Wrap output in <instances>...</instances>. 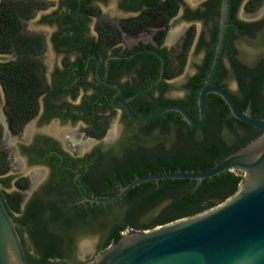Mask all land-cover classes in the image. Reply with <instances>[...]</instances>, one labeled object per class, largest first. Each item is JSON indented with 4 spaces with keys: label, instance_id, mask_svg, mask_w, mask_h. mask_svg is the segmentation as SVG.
Here are the masks:
<instances>
[{
    "label": "flooded vegetation",
    "instance_id": "af4514ba",
    "mask_svg": "<svg viewBox=\"0 0 264 264\" xmlns=\"http://www.w3.org/2000/svg\"><path fill=\"white\" fill-rule=\"evenodd\" d=\"M4 1H24L32 7L31 14L22 20L23 31L43 42L35 63L43 81L34 115L16 132L8 126L0 81V194L13 216L34 211L39 241L50 230L58 251L73 252L79 249L78 235L95 226L101 232L98 223L89 227L75 211V204L84 203L80 201L82 194L108 196L117 185L116 171L129 170L128 158L134 173L152 163L156 154L166 157L160 148L166 142L162 127L152 126L151 119L132 120L119 103L124 102L136 116L146 115L168 100L180 105L165 94L189 49L197 52L199 59L181 84L184 96L204 60L211 52L213 56L221 0H196L192 6L184 0L0 3ZM263 1L251 9L253 0H227L218 67L209 79L226 88L236 102L249 105L250 110V103L264 106V76L252 91L253 99L241 90L238 79L249 85L251 70L264 66V51L256 55L244 51L239 58L234 40L240 35L253 44H264V10L252 14ZM29 20L31 27L27 26ZM176 23L178 26L171 29ZM17 57L13 51L0 52V64L12 63ZM229 73L238 94L226 85ZM13 194L18 197L17 212L6 196ZM102 213L94 216L96 221L107 214ZM49 217L55 219L50 229L44 222ZM124 230L131 229L124 227L120 233ZM61 260L70 262L75 257L71 253Z\"/></svg>",
    "mask_w": 264,
    "mask_h": 264
},
{
    "label": "trees",
    "instance_id": "16d2710c",
    "mask_svg": "<svg viewBox=\"0 0 264 264\" xmlns=\"http://www.w3.org/2000/svg\"><path fill=\"white\" fill-rule=\"evenodd\" d=\"M261 1L253 0L249 8H254ZM31 12L32 7L24 1L0 3V52L13 51L18 55L14 62L0 64V81L5 93L4 111L8 126L15 132L20 130L25 122L34 115L37 108L36 99L42 91L41 69L37 71L35 63L38 60L37 53H41L43 50V42L41 39L39 40L24 32L22 24V20L28 17ZM211 60L212 52L204 60L199 69V74L193 77L188 93L183 98L177 99L179 104L195 119L197 118L196 98L198 90L203 84ZM217 67L218 62L212 77ZM170 76L171 74L166 77L169 78ZM262 76H264V66L260 65L251 70L249 85L245 86L238 79L241 90L252 98V91ZM205 100L207 120L200 127L189 126L180 114L173 110L166 111L151 119V125H160L165 134V141L168 142V146H160V148L166 157L161 158L159 154H156L152 163L144 165L145 168H140L134 173L131 169L132 161L128 158L126 164L129 166V170L126 172L116 171L117 185L116 188L111 189L112 191L108 196L116 194L119 186L126 184L134 176L177 168L196 170L210 167L215 161H220L257 135L252 126L229 116L227 106L218 95L208 93ZM170 103L174 102L171 100L163 102L159 106L152 107L147 113ZM236 104L242 110L246 107L245 103L236 102ZM250 106L252 115L264 117V106L260 108L252 103ZM241 177L240 174L231 170H224L200 181L171 178L158 179L157 181L149 180L134 186L114 203L101 204L86 201L75 204L74 209L80 217L87 220L89 227L96 223L100 225L102 246L106 247L120 237L121 229L124 227L132 230L151 228L217 205L236 190ZM6 196L13 211L17 212V194ZM2 199L4 201L3 195ZM4 204L7 208L5 201ZM116 204L124 205L119 213L111 217L104 216L96 221L94 216ZM9 213L12 215L11 212ZM33 216L34 211L30 209L18 217L12 215L20 236L22 237V233L25 232L34 245L36 256L25 252L26 259L30 263L43 264L50 261L53 264H66V261L61 259L71 257V252L56 249L53 231L47 230L45 236L41 237L44 240L39 241L34 230L35 220H33ZM44 222L46 225L48 224L50 229L49 225L55 222V219L49 217ZM106 229H108L107 233L105 232Z\"/></svg>",
    "mask_w": 264,
    "mask_h": 264
},
{
    "label": "water",
    "instance_id": "95a60500",
    "mask_svg": "<svg viewBox=\"0 0 264 264\" xmlns=\"http://www.w3.org/2000/svg\"><path fill=\"white\" fill-rule=\"evenodd\" d=\"M227 0H221L219 30L215 50L206 78L198 90L197 118L181 105H163L151 113L136 116L121 102L129 118L150 120L173 110L192 127L207 120L206 95H218L228 108L229 116L255 127L259 133L243 146L205 169L164 170L134 176L112 196L82 194L80 201L112 203L141 182L164 178L202 180L224 170L241 169L243 175L236 190L222 202L201 212L142 230H128L107 245L88 264H264V117L251 114L249 105L240 109L230 92L211 82L217 63L225 26ZM83 255L87 248L78 247ZM0 264H32L24 254L16 222L0 194Z\"/></svg>",
    "mask_w": 264,
    "mask_h": 264
},
{
    "label": "rangeland",
    "instance_id": "374dc122",
    "mask_svg": "<svg viewBox=\"0 0 264 264\" xmlns=\"http://www.w3.org/2000/svg\"><path fill=\"white\" fill-rule=\"evenodd\" d=\"M184 1L186 2V4H188L190 6H192L194 3H196V0H184ZM110 6L112 7V4H110ZM260 9L264 10V1L255 8V10L252 12V14H258V12H260ZM241 10H242V6L240 5L239 13H241ZM254 18H257V16H255ZM27 22H28L27 23L28 27L33 26L32 20H29ZM177 26H178V23L173 24L171 26V29H173ZM234 46L238 50V57L239 58L241 57L240 55H242V53L244 51L245 52L251 51L255 55L260 51H264V44H262V45L253 44L250 41L244 39V37H242L240 35L238 37H236V39L234 40ZM198 56H199L198 53L193 52L192 49H189L187 51L186 59L184 62H182L181 70L173 76V78L170 82L172 84V86L169 87V89L167 90V92L165 94L168 98L173 99V100H177V99H181L184 97L185 92L183 91L181 84L184 82L187 74L193 72L194 63L199 59ZM174 63H179V62L174 61ZM223 63L225 66H227V61L225 59L223 60ZM225 82H226V85L229 88V90H231L234 94H238L236 84H235L234 80L232 79V76L230 73L225 78ZM153 132H154V130H153ZM167 146H168V142L165 143V147H167ZM231 171L238 173L241 176L243 175V171L241 169L232 168ZM123 207H124L123 204L122 205L116 204L113 207H111L110 209L103 211L102 215H104V213L105 214L107 213L106 215L107 216L110 215V217H111L114 215L113 213H119L123 209ZM148 216H150V214H148ZM127 231L128 230H126V231L124 230L123 233L127 232ZM23 239H24V244H25V248H26L27 252L32 256H36L35 251H34L33 242L29 238V236L24 233ZM76 244L80 248H82V247L87 248V252H85L83 255H80L78 252V249H73V252H71V253H72L73 258L75 257V260L70 261V262L66 261L65 262L66 264H75V262H78V261H82L84 264H88L89 262H91L96 257V255L98 253H100L102 250H104V247L102 246V233L100 232V230L97 226L89 229L85 233L78 235V237L76 239Z\"/></svg>",
    "mask_w": 264,
    "mask_h": 264
},
{
    "label": "bare ground",
    "instance_id": "6f19581e",
    "mask_svg": "<svg viewBox=\"0 0 264 264\" xmlns=\"http://www.w3.org/2000/svg\"><path fill=\"white\" fill-rule=\"evenodd\" d=\"M53 128H54V130H58L56 126H54Z\"/></svg>",
    "mask_w": 264,
    "mask_h": 264
}]
</instances>
